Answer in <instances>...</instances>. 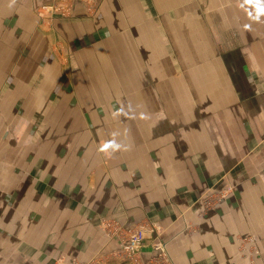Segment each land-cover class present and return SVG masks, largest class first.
<instances>
[{
  "label": "rangeland",
  "instance_id": "obj_1",
  "mask_svg": "<svg viewBox=\"0 0 264 264\" xmlns=\"http://www.w3.org/2000/svg\"><path fill=\"white\" fill-rule=\"evenodd\" d=\"M226 200L264 264V0H0V264L91 206L196 233Z\"/></svg>",
  "mask_w": 264,
  "mask_h": 264
},
{
  "label": "crops",
  "instance_id": "obj_2",
  "mask_svg": "<svg viewBox=\"0 0 264 264\" xmlns=\"http://www.w3.org/2000/svg\"><path fill=\"white\" fill-rule=\"evenodd\" d=\"M228 203L226 200L216 214L212 213L195 220V223L202 226L201 231L196 233L187 231L189 219L187 210L182 211L181 207L177 205L174 207L169 201L149 205L147 210L141 211L127 210L123 205L115 206L109 211L106 203L100 205L97 213L98 218L112 215L124 226L134 225L144 218L154 224L157 223L162 228L158 238L164 242L175 264H249L248 260L235 252L233 247L236 216L233 212L234 207ZM91 208L94 209L91 206L87 210L84 209L83 212L86 210L84 213H78L82 215V219L69 221L71 231L66 237H56L51 232V237L44 239L46 242L27 245L22 253L26 264H53L57 256H64L69 261L73 258V262L76 260L83 264H128L124 259L113 256L112 252L119 246L118 240L106 235L100 222L94 220L93 213L96 211L91 212ZM183 213H187L186 221L179 220L180 217L183 218ZM206 239H210L212 244L205 243ZM145 244H148V240ZM146 251L148 248H145ZM260 258L264 263V258Z\"/></svg>",
  "mask_w": 264,
  "mask_h": 264
},
{
  "label": "built area",
  "instance_id": "obj_3",
  "mask_svg": "<svg viewBox=\"0 0 264 264\" xmlns=\"http://www.w3.org/2000/svg\"><path fill=\"white\" fill-rule=\"evenodd\" d=\"M100 223L108 237L118 240L119 246L112 252L113 256L124 259L128 264H173L164 242L155 232L154 223L143 221L131 226H124L117 220ZM145 248L148 251L145 252Z\"/></svg>",
  "mask_w": 264,
  "mask_h": 264
}]
</instances>
